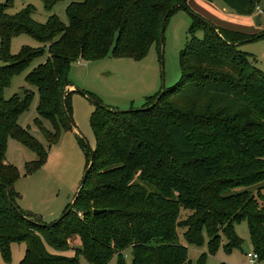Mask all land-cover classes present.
Returning <instances> with one entry per match:
<instances>
[{"label":"trees","instance_id":"16d2710c","mask_svg":"<svg viewBox=\"0 0 264 264\" xmlns=\"http://www.w3.org/2000/svg\"><path fill=\"white\" fill-rule=\"evenodd\" d=\"M53 1L47 0L51 9ZM212 1V0H209ZM239 14L251 13L260 0H221ZM189 0H83L71 3L69 23L55 16L46 25L35 23L32 8L17 15L0 4V251L11 263V244L25 245L20 264H193L180 230L191 243H202L207 229L214 253L226 238L225 249L241 247L235 226L246 221L253 249L264 258V71L240 42L264 37L219 28L198 15L181 54L182 77L155 104L160 92L128 113L105 105L89 92L72 91L68 70L78 61L96 62L108 56L139 61L153 44L160 47L164 18ZM19 15L20 19L16 20ZM30 22L34 30L25 23ZM203 33V38L196 36ZM27 34L48 51L45 64L30 73L37 88V112L58 130L74 127L72 94L92 99L90 124L95 149L80 141L91 170L72 208L46 223L23 211L15 184L17 168L7 160L10 139L37 154L28 171L48 159L45 147L18 120L30 110L34 93L3 98V88L42 52L24 48L10 53L12 37ZM247 43V42H245ZM155 104V105H154ZM40 129L50 147L59 133ZM82 142V143H81ZM93 156V159L91 158ZM8 192L16 208L11 205ZM96 210L105 213L94 214ZM189 215L182 218V211ZM78 241V245L74 242ZM75 252L77 257L67 256ZM195 264H208L202 256Z\"/></svg>","mask_w":264,"mask_h":264},{"label":"rangeland","instance_id":"374dc122","mask_svg":"<svg viewBox=\"0 0 264 264\" xmlns=\"http://www.w3.org/2000/svg\"><path fill=\"white\" fill-rule=\"evenodd\" d=\"M46 1L12 0L8 13L17 15L32 8L31 18L37 24L46 25L50 18L55 16L62 24L67 25L68 6L83 0H55L51 9H48ZM6 2L7 0H0V4ZM188 7V11L178 9L167 21L164 44L161 47L157 43L153 44L146 57L139 61L108 56L96 62L81 60L73 63L68 70V77L74 88H67V92L78 88L91 93L105 105L120 111L140 109L146 99L160 92L163 86L168 89L180 81L181 54L189 39L188 32L194 21L193 15H198L219 28L249 36H258L264 32V0H260L256 9L248 14H239L230 10L221 0H189ZM260 11L262 12L259 13ZM257 17H261V25L257 24ZM18 19L22 20L19 15L16 17V20ZM25 23L38 31L30 22L25 21ZM196 36L202 39L203 33L197 32ZM24 48L42 53L20 73L12 76L8 86L3 88V98L5 100L15 96L23 98L26 90L34 93L30 110L22 114L18 122L45 147L48 159L40 168L29 172L27 166L37 161V154L14 139L8 142L6 156L8 162L14 165L20 174L15 189L22 196L18 202L21 209L41 216L46 223H52L60 219L63 211L71 204L86 172L89 160L80 141L85 142L86 145L89 143L91 149H95V136L90 117L96 107L88 96L75 92L72 94V116L75 128L67 130L60 125L57 130L50 121L42 119L37 112L39 101L37 88L29 85L27 79L32 71L47 62L48 51L39 40L30 35L20 34L12 37L10 53L13 56L22 54ZM240 50L254 55L256 66L264 71V37L242 44ZM40 124L53 134L59 133L58 143L50 147L40 129ZM188 215V212L182 211L183 219ZM235 229L243 240L241 247L228 251L224 247L227 240L223 238L221 246L214 253L210 248V236L206 228L202 231L200 245L188 241L183 229L179 233L181 242L188 248V259L193 264L202 256H205L208 264H244L246 253L254 251L248 223L243 221L237 224ZM74 245L77 246L78 241H75ZM24 255V244H11L10 264H20ZM66 255L77 257L73 251ZM78 259L80 264H88L83 257L78 256ZM124 259L126 264H132L131 250L124 253ZM116 263L117 259L114 258L108 264ZM0 264H4L1 251ZM258 264H264V258Z\"/></svg>","mask_w":264,"mask_h":264},{"label":"water","instance_id":"95a60500","mask_svg":"<svg viewBox=\"0 0 264 264\" xmlns=\"http://www.w3.org/2000/svg\"><path fill=\"white\" fill-rule=\"evenodd\" d=\"M179 7H181V8L184 9V10H187V6H186L185 4H180ZM166 20H167V16L164 18V21H163V24H162V29H161L160 42H161L162 45L164 44V33H165ZM261 23H262V22H261V17H257V24H258V25H261ZM258 37H261V36H258ZM251 41H252V40L250 39V40H247V41H245V42H251ZM245 42H240V45L244 44ZM73 88H74V87H73ZM165 89H166L165 86H163V87H162V90H161V93H160V95H159V97H158V98L156 99V101H155V104L158 103V101H159V100L161 99V97L164 95V93H165ZM74 90L79 91L80 93H82V91L79 90L78 88H76V89H74ZM90 99H91V98H90ZM91 100H92V99H91ZM155 104H154V105H155ZM129 111H131V110H121V112H124V113H128ZM69 121H70V123L73 125V127L75 128V124H74V122H73V119H72V118H69ZM87 147H88V150H89L90 152H92V149H91L89 143H87ZM91 158L93 159V156H91ZM91 166H92V163H91L90 166L87 168V170H86V172H85V174H84V176H83V178H82V180H81V182H80V184H79V186H78L77 192H76V194H75V196H74V198H73V200H72V202H71V206H70L71 208H72V205H73V203H74V201H75V199H76V197H77L79 191L82 189V187H83V185H84V183H85V181H86V179H87V176H88V174H89V172H90V170H91ZM8 196H9V200H10V202H11V205H12L14 208H16L14 202L12 201V196H11L10 192H8ZM105 212H106V210H96V211L94 212V214L98 215V214L105 213Z\"/></svg>","mask_w":264,"mask_h":264},{"label":"built area","instance_id":"2783aa9c","mask_svg":"<svg viewBox=\"0 0 264 264\" xmlns=\"http://www.w3.org/2000/svg\"><path fill=\"white\" fill-rule=\"evenodd\" d=\"M262 11H260L259 13H261ZM2 66L1 63V59H0V67ZM260 261V256L258 253H256L255 251L246 253V261L244 262V264H258V262Z\"/></svg>","mask_w":264,"mask_h":264},{"label":"crops","instance_id":"0c3cea01","mask_svg":"<svg viewBox=\"0 0 264 264\" xmlns=\"http://www.w3.org/2000/svg\"><path fill=\"white\" fill-rule=\"evenodd\" d=\"M73 88V87H72Z\"/></svg>","mask_w":264,"mask_h":264}]
</instances>
